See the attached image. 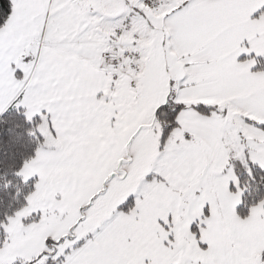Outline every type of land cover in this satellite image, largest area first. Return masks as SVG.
<instances>
[{"label":"snow or ice","instance_id":"obj_1","mask_svg":"<svg viewBox=\"0 0 264 264\" xmlns=\"http://www.w3.org/2000/svg\"><path fill=\"white\" fill-rule=\"evenodd\" d=\"M0 264H264V0H0Z\"/></svg>","mask_w":264,"mask_h":264}]
</instances>
